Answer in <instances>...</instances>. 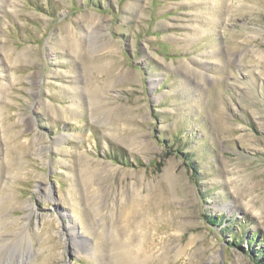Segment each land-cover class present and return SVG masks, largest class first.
Instances as JSON below:
<instances>
[{
  "label": "rangeland",
  "instance_id": "374dc122",
  "mask_svg": "<svg viewBox=\"0 0 264 264\" xmlns=\"http://www.w3.org/2000/svg\"><path fill=\"white\" fill-rule=\"evenodd\" d=\"M14 263L264 264V0H0Z\"/></svg>",
  "mask_w": 264,
  "mask_h": 264
},
{
  "label": "bare ground",
  "instance_id": "6f19581e",
  "mask_svg": "<svg viewBox=\"0 0 264 264\" xmlns=\"http://www.w3.org/2000/svg\"><path fill=\"white\" fill-rule=\"evenodd\" d=\"M91 249H92V248H91ZM181 249H183V248H181ZM92 251H93V254H95L96 251L94 250V248H93ZM180 251H181V250H180ZM23 257H24V256H23ZM102 257H103V256H102ZM11 260H12V259H11ZM101 260H102V259H101ZM104 260H105V259H104ZM14 261H15V260H14ZM20 261H21V260H20ZM23 262H26V261H23ZM23 262H22V263H23ZM16 263H18V262H16ZM14 264H15V263H14Z\"/></svg>",
  "mask_w": 264,
  "mask_h": 264
}]
</instances>
